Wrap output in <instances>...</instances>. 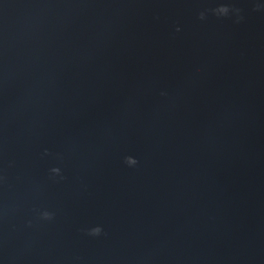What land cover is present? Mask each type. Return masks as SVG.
Instances as JSON below:
<instances>
[{
	"label": "water",
	"instance_id": "obj_1",
	"mask_svg": "<svg viewBox=\"0 0 264 264\" xmlns=\"http://www.w3.org/2000/svg\"><path fill=\"white\" fill-rule=\"evenodd\" d=\"M0 264H264V0H0Z\"/></svg>",
	"mask_w": 264,
	"mask_h": 264
},
{
	"label": "clouds",
	"instance_id": "obj_2",
	"mask_svg": "<svg viewBox=\"0 0 264 264\" xmlns=\"http://www.w3.org/2000/svg\"><path fill=\"white\" fill-rule=\"evenodd\" d=\"M126 160H127V162H128L130 165L136 163V161H135L133 158H131V157L126 158ZM44 218H45V219H49V218H51V214H50V213H44ZM100 232H101V228H100V226H95V227H93V228H91V229L89 230V234H90V235H98V234H100Z\"/></svg>",
	"mask_w": 264,
	"mask_h": 264
}]
</instances>
